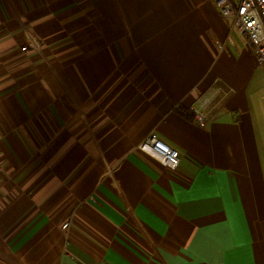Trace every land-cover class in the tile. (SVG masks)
<instances>
[{
	"label": "crops",
	"instance_id": "crops-1",
	"mask_svg": "<svg viewBox=\"0 0 264 264\" xmlns=\"http://www.w3.org/2000/svg\"><path fill=\"white\" fill-rule=\"evenodd\" d=\"M263 90L211 0H0V264H264Z\"/></svg>",
	"mask_w": 264,
	"mask_h": 264
},
{
	"label": "built area",
	"instance_id": "built-area-1",
	"mask_svg": "<svg viewBox=\"0 0 264 264\" xmlns=\"http://www.w3.org/2000/svg\"><path fill=\"white\" fill-rule=\"evenodd\" d=\"M226 21H231L232 29L244 36L254 48L258 63L264 67V0H211ZM26 47L22 51H26ZM215 89L190 105L185 112L192 115L195 122L205 127L223 109L227 100L235 92L233 88L215 80ZM138 150L158 160L169 169L176 171L181 164L178 150L166 144L157 133H150L142 141ZM65 224L64 227H67Z\"/></svg>",
	"mask_w": 264,
	"mask_h": 264
},
{
	"label": "rangeland",
	"instance_id": "rangeland-1",
	"mask_svg": "<svg viewBox=\"0 0 264 264\" xmlns=\"http://www.w3.org/2000/svg\"><path fill=\"white\" fill-rule=\"evenodd\" d=\"M263 96H264V90H263ZM261 109L259 111H255V115L260 122L261 127L264 126V99L260 102Z\"/></svg>",
	"mask_w": 264,
	"mask_h": 264
},
{
	"label": "trees",
	"instance_id": "trees-1",
	"mask_svg": "<svg viewBox=\"0 0 264 264\" xmlns=\"http://www.w3.org/2000/svg\"><path fill=\"white\" fill-rule=\"evenodd\" d=\"M185 113V112H184ZM187 113V112H186ZM188 114V113H187Z\"/></svg>",
	"mask_w": 264,
	"mask_h": 264
}]
</instances>
